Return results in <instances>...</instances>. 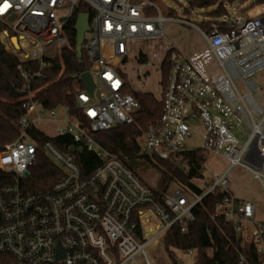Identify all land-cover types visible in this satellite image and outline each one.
I'll return each instance as SVG.
<instances>
[{
  "label": "built area",
  "instance_id": "built-area-1",
  "mask_svg": "<svg viewBox=\"0 0 264 264\" xmlns=\"http://www.w3.org/2000/svg\"><path fill=\"white\" fill-rule=\"evenodd\" d=\"M4 3L0 0V6ZM7 3L10 7L0 13V43L21 63L40 68L51 46L68 44L65 25L77 8H90L93 16L83 49L95 87L90 93L82 83L76 96L79 112L69 106L46 108L33 99L28 84L40 71H23L28 95L25 114L18 120L21 134L0 151V171L11 177L0 183V253L13 256V264H156L151 252L172 227L179 225L186 232L196 221L195 207L208 194L220 193L223 201L216 204L212 219L223 214L238 238L255 245L258 264H264V205L236 196L230 181L239 166L264 189V85L256 80V74H264V14L225 16L224 25L211 23L207 28L187 23L199 31L204 46L186 53L164 43L165 22L185 21L164 16L157 0ZM144 42L161 43V53L150 59L137 46ZM133 54L138 65L156 67L160 73L163 62L168 66L165 85L160 80L162 113L138 137L140 154L171 161L196 149L222 155L228 167L212 173L208 188L201 184L206 181L205 164L202 178L195 180L202 193L172 182L158 197L157 187L142 180L126 156L97 141L101 131L134 121L139 103L131 80L140 66L129 69ZM40 123L55 133L41 130ZM197 124L204 129L203 143L192 147L189 141ZM33 129L38 133L32 135ZM67 135L76 143L70 151L52 140ZM83 148L100 160L87 175L73 153ZM39 152L60 174L50 190L29 191L24 180L31 176ZM238 264H246L243 252Z\"/></svg>",
  "mask_w": 264,
  "mask_h": 264
},
{
  "label": "trees",
  "instance_id": "trees-1",
  "mask_svg": "<svg viewBox=\"0 0 264 264\" xmlns=\"http://www.w3.org/2000/svg\"><path fill=\"white\" fill-rule=\"evenodd\" d=\"M237 0H189L194 7H209L218 4L211 12L215 22L224 25L222 18L228 15L226 4H233ZM87 12L90 17L93 11L81 5L77 8L74 16L65 25L68 44L61 47L59 55L44 57L46 65L42 68L37 63H21L20 60L9 52L0 43V151L9 143L17 140L21 134L18 120L25 114L23 103L27 99V92L23 87L27 83L23 71L36 72L30 80L29 88L33 99L46 108H57L69 106L75 112L77 110V93L83 87L82 82L75 78L90 70L85 49L81 56L76 52V31L74 25L78 13ZM209 23L207 27L211 25ZM4 25L0 22V30ZM162 80L165 85L168 75L166 62L162 65ZM79 81V83H78ZM133 95L139 103V108L134 115L131 124L119 125L112 129L101 131L97 134V141L107 150L126 156L127 165L142 179L137 172V161L142 160L145 165L155 169L160 179L158 181V197L168 188L172 182L189 189L203 192L197 186L196 179L203 176V165L206 162V154L201 149L184 152L175 160H164L157 156L141 155V146L138 137L142 135L147 127L155 123L162 113V102L149 91H133ZM32 135L38 133L33 129ZM64 150L70 151L72 145H76L70 135L58 136L52 139ZM78 164L85 175L89 174L100 164L99 158L91 152L83 149L73 151ZM178 163H182V170ZM60 170L43 153L37 154L36 162L31 167V176L24 180V185L29 191H48L53 182L58 178ZM11 177L0 171V183L10 181ZM224 194L211 193L195 207L196 221L188 227L186 232H181L180 226L175 225L162 241L164 250L172 264H178L176 250H194V264H238L239 252L246 255V264H258V255L255 245L246 243L238 238L234 232L233 225L226 217L218 215L215 219V206L223 201ZM3 219L0 215V225ZM213 249L212 255L207 253ZM15 259L7 253H0V264H13Z\"/></svg>",
  "mask_w": 264,
  "mask_h": 264
},
{
  "label": "rangeland",
  "instance_id": "rangeland-1",
  "mask_svg": "<svg viewBox=\"0 0 264 264\" xmlns=\"http://www.w3.org/2000/svg\"><path fill=\"white\" fill-rule=\"evenodd\" d=\"M164 16L173 17L175 19H182L185 21L184 24L178 23L177 21L170 19L165 22V44L168 47L175 46L186 53H193L196 49L204 46L203 39L199 31L187 24L191 23L200 28H207V25L211 22H215V17L212 16L211 12L217 7V3L214 6L209 7H194L190 4L189 0H157ZM228 11V17L234 18L237 16H246L249 18L257 17L264 14V0H237L233 4H226ZM141 46L143 50H146L150 59L158 56L162 50L161 43H141L137 46ZM61 46H51L47 55L54 57L59 55ZM145 56L142 57L144 62ZM138 65L135 60V54L131 57L129 62V69H133ZM162 75L158 68L153 66H140L139 73L131 80V87L136 91H149L155 96L160 97L162 93L161 80ZM79 80V79H78ZM256 80L259 84L264 85V74H256ZM81 81V80H80ZM79 83V81H78ZM237 86L242 91H246L244 84L240 81H236ZM264 94V93H263ZM257 95H259L257 93ZM61 108L57 109V113L61 114ZM41 130L54 134L55 130L50 125L40 123L39 127ZM196 133L193 134L192 139L189 141V145L192 147L201 146L203 143L202 134L204 132L203 127L197 124L195 127ZM16 141V140H15ZM143 150H147L142 145ZM137 172L142 176L144 181L156 187L160 179L159 173L150 166L145 165L142 160L136 162ZM228 167L226 159L216 153H207L205 162L204 177L206 181H202L201 184L208 188L211 183L212 173L214 171L224 172ZM210 181V182H209ZM231 190L233 193L244 199H249L256 204L264 205V189L261 184L254 179L252 174L246 171L244 168L237 166L232 172ZM207 253L212 255L213 249H208ZM151 257L154 259L156 264H172V261L166 255L163 244H160L158 249L151 252ZM176 257L178 264H194L195 263V251L189 250H176Z\"/></svg>",
  "mask_w": 264,
  "mask_h": 264
},
{
  "label": "water",
  "instance_id": "water-1",
  "mask_svg": "<svg viewBox=\"0 0 264 264\" xmlns=\"http://www.w3.org/2000/svg\"><path fill=\"white\" fill-rule=\"evenodd\" d=\"M229 21L231 22L232 20L230 19ZM74 29L76 31V52H77L78 56H81L82 49H83V42L85 40V34L87 31L90 30V15L88 13L78 14V16L76 18V23L74 25ZM74 77L81 80V82L83 83L85 88L90 93L93 92L95 86H94L92 74L90 71H86V72H83L81 74H76ZM71 149L74 150L75 147L73 146ZM178 166L182 170L184 169L182 163H178ZM28 173H29V171H26V172H24V175L27 176Z\"/></svg>",
  "mask_w": 264,
  "mask_h": 264
},
{
  "label": "snow or ice",
  "instance_id": "snow-or-ice-1",
  "mask_svg": "<svg viewBox=\"0 0 264 264\" xmlns=\"http://www.w3.org/2000/svg\"><path fill=\"white\" fill-rule=\"evenodd\" d=\"M8 7H10V5L7 3V0H5V3L3 4V6H0V13L5 11Z\"/></svg>",
  "mask_w": 264,
  "mask_h": 264
},
{
  "label": "bare ground",
  "instance_id": "bare-ground-1",
  "mask_svg": "<svg viewBox=\"0 0 264 264\" xmlns=\"http://www.w3.org/2000/svg\"><path fill=\"white\" fill-rule=\"evenodd\" d=\"M14 42H16V40H14Z\"/></svg>",
  "mask_w": 264,
  "mask_h": 264
},
{
  "label": "crops",
  "instance_id": "crops-1",
  "mask_svg": "<svg viewBox=\"0 0 264 264\" xmlns=\"http://www.w3.org/2000/svg\"><path fill=\"white\" fill-rule=\"evenodd\" d=\"M197 50V49H196Z\"/></svg>",
  "mask_w": 264,
  "mask_h": 264
}]
</instances>
